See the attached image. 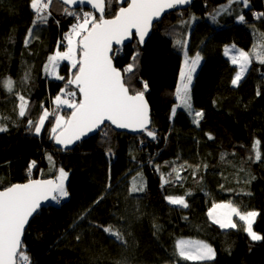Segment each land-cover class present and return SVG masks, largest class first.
<instances>
[{
    "label": "trees",
    "instance_id": "trees-1",
    "mask_svg": "<svg viewBox=\"0 0 264 264\" xmlns=\"http://www.w3.org/2000/svg\"><path fill=\"white\" fill-rule=\"evenodd\" d=\"M224 1L194 0L189 8L173 10L156 22L145 44L134 39L113 49L114 66L130 92L144 91V83L148 85V128L156 139L144 131L133 135L107 124L64 150L56 147L51 129L56 112L67 117L72 110L58 107L54 98L62 88L78 92L67 84L76 69L67 61L58 62L55 69L46 70L45 65L65 47L64 33L77 18L65 14L61 0H52L39 14L31 0H0V125L8 129L0 132V189L31 179H54L61 168L69 173V196L62 203L51 199L24 231L21 251L30 264H264V240L252 241L242 224L221 228L208 215L212 202L231 201L240 211L257 212L253 229L264 235V64L252 57L246 74L233 86L236 66L223 54L230 42L250 50L254 30L264 36V15H259L264 0H249L243 22L230 17L213 24ZM118 7L116 0L106 3L105 16H113ZM70 10L81 16V9ZM188 32L189 57L199 53L202 58L191 86V114L177 92ZM129 64L134 65V75L124 71ZM7 78L14 82L12 93L2 86ZM19 95L27 102L23 117ZM44 109L49 117L37 135L28 121H38ZM195 111L203 112L198 125ZM255 141L260 143L254 149ZM140 186L143 191H132ZM166 196L184 197L188 207L169 204ZM106 226L119 231L123 241L105 233ZM184 237L209 244L214 260L181 259L175 245Z\"/></svg>",
    "mask_w": 264,
    "mask_h": 264
},
{
    "label": "snow or ice",
    "instance_id": "snow-or-ice-1",
    "mask_svg": "<svg viewBox=\"0 0 264 264\" xmlns=\"http://www.w3.org/2000/svg\"><path fill=\"white\" fill-rule=\"evenodd\" d=\"M51 2L52 0H49V3L31 0L30 6L39 14L48 9ZM62 2L69 6L90 4L92 9L100 13V16L97 20L93 12L85 11L82 22H80L81 17L77 13L67 7L64 9L65 14L75 16L78 22L72 26L70 33L65 34L68 45L66 51L57 50L54 55H50L48 57L50 63L45 65V69L48 70L49 67L55 69L58 61H69L71 69H76V71L73 73V78L67 80V84L74 85L78 92L62 88L60 94L54 98V103L58 107L66 105L72 110L70 116H56V122L51 129L55 142L66 149L67 146L72 145L75 141H80L89 133L99 131L102 126H105V122H110L111 125H115L119 129L144 131L148 137L156 139V132L148 128L150 124L149 104L145 99L147 83H144V91L130 94V87L126 86L121 71L113 66V59L109 53L114 44L120 45L129 36L132 29H135L140 42L143 43L149 25L154 18L160 17L165 8L171 9L177 5H186L190 0H131L126 8L120 7L112 19L104 18L105 5L111 3V0H62ZM233 2L242 4L245 8L249 4V0H229V5ZM259 15H264V13ZM47 18V16L42 17L44 22L47 21ZM238 20L245 21V16L239 15ZM36 23L34 21L33 26L29 28V36L34 31ZM73 36L79 37L75 45ZM27 43L28 37L25 39V44ZM179 43L181 41H177V44ZM225 55H228L227 49ZM133 59L135 60L136 57L134 56ZM258 60L264 64V55H259ZM200 61L201 56L197 53L188 63L187 70H182L183 84L177 90L178 99L183 100V107L190 114L193 112V106L189 86L192 83V74ZM231 62L240 66V70L231 81L233 86H238L250 62L249 54L240 50L231 57ZM124 71L134 75V65L129 64ZM56 78L64 79L59 75ZM2 86L12 93L14 82L8 78L3 81ZM257 95H260L259 91ZM65 96L67 98H62ZM77 97H79L78 100ZM18 99L22 101L19 105V116L23 117L27 109V102L22 95H19ZM175 111L176 109L173 108V114ZM194 115L196 117L194 123L198 125L203 112L195 111ZM48 117L49 112L44 109L38 121H28L30 127L34 125L35 134L41 133ZM7 130V127L0 125V132ZM102 134L107 138V132ZM209 139H212L210 135ZM259 143V141H255L253 148L255 149ZM108 154L111 155V148L108 149ZM255 158L261 159L259 151ZM34 163L32 162L29 167L31 168ZM173 171L177 170L173 169ZM68 175L69 173L61 168L55 182L52 180H29L27 183L13 184L0 191V264H18L19 261H26L30 264V258L20 250L22 233L29 218L40 207L41 200H47L51 196L52 200L59 203L60 199L69 196L65 186ZM179 178L177 171V179ZM132 191H143V186L133 188ZM165 199L169 204L188 207L184 197L166 196ZM99 202L100 200H97L94 204L98 205ZM217 209L223 210L222 214L214 219V222L218 223L221 228L236 227L231 219L234 214L246 222L245 231L252 241L264 240V235L257 234L252 228L253 220L257 216L256 211L241 214L239 209L231 203H220L213 204L208 215L214 217ZM81 219L84 217L82 216ZM97 226L99 227V225ZM103 231L110 233L116 240L123 241L121 233L114 231L111 226L103 227ZM175 248L177 255L183 260L210 261L214 260L216 256L214 249L204 242L181 240L177 241Z\"/></svg>",
    "mask_w": 264,
    "mask_h": 264
},
{
    "label": "rangeland",
    "instance_id": "rangeland-1",
    "mask_svg": "<svg viewBox=\"0 0 264 264\" xmlns=\"http://www.w3.org/2000/svg\"><path fill=\"white\" fill-rule=\"evenodd\" d=\"M41 3H45L44 0H41ZM248 7H249V4H248ZM248 7L245 8L242 4H239V3H236V2H233L231 5H229V0H226V1L222 2V4L219 5L218 11L216 12V14H214L215 19L213 20L212 23L213 24H217V23H220V22H222V21H224V20H226V19H228L230 17H237L238 18L239 15L243 14L244 10H246ZM87 11H90V10H87ZM196 18H198V17H196ZM196 18H192V22L190 24L191 26L194 25V22L196 21ZM73 25H71L69 27V29L64 33V37H65L64 38L65 39V47L63 49H59V51H61V52L66 51V49H67V46L68 45H67V38H66V35L65 34L71 32V28H72ZM188 35H189V32L187 33V36H186V38L184 40V44H183V47L184 48L181 49V53H182V65H181V70H180L178 88H181L182 87V84H183V80H182V77H181L182 70L186 71L187 70V67H188V63H190L191 59L194 58V57L193 58H190L189 55H188V46H189L188 45V40H189V36ZM28 39H29V36H28ZM78 40H79V37L73 36L74 45L76 44V42ZM226 49L228 50V55L227 56L225 55ZM240 50H242V51H244V52H246V53L249 54V61H251V58L252 57L255 58L257 61H259L258 60V56L259 55H264V36H263V31H261V30H254V41H253V44H252V47H251L250 50H245V49L239 47L235 42H230V43H228V44H226L224 46V48H223V54L231 62V57L233 55H236L237 52L240 51ZM63 61H67V60H63ZM58 62H60V61H58ZM67 62L70 64L69 61H67ZM201 62H202V58H201V61L196 65L195 72H193V74H192V82H193V78H194L195 74L197 73V71H198V69H199V67L201 65ZM249 64H250V62H249ZM249 64H248L247 70L249 68ZM234 65L236 66V72H235V74H236L240 70V66H239V64H234ZM70 66H71V64H70ZM247 70L245 71L244 75L246 74ZM235 74H234V76H235ZM191 86H192V83L189 86V89H190V97H191ZM180 103L183 105V100L180 99ZM57 115L64 116L60 112H56V116ZM59 170L60 169H57L56 170L55 178H54L55 181L57 180V177L59 175ZM66 183H67V180L65 181V186H66ZM220 203H231L234 207L237 208V206L234 205L231 201H214V202L211 203V205L209 207V210L212 209L213 204H220ZM209 210H208V213H209ZM250 211H254V210H250ZM222 212H223V210L217 209L216 210V215L214 217H210V219L214 222V219L217 218L218 216H220V214H222ZM240 212H241V214H245V213H247L249 211H245V212L240 211ZM231 219H232V222L236 225V227L239 224H242L244 226V228L247 227L246 222L240 220L239 219V216H236V215L233 214L232 217H231ZM254 220H255V218H254ZM254 220H253V223H254ZM253 223H252V228H253ZM216 224H218V223H216ZM224 229H227V228H224ZM253 231H254V229H253ZM181 240L182 241H192V242H204L202 240H197V239H193V238H186V237L178 239V241H181ZM193 261H195V260H193Z\"/></svg>",
    "mask_w": 264,
    "mask_h": 264
},
{
    "label": "water",
    "instance_id": "water-1",
    "mask_svg": "<svg viewBox=\"0 0 264 264\" xmlns=\"http://www.w3.org/2000/svg\"><path fill=\"white\" fill-rule=\"evenodd\" d=\"M62 1V0H61ZM193 1L194 0H190V2L188 3V4H186V5H177V6H175L174 8H171V9H168V8H165L164 9V11L160 14V17H158V18H154L153 19V21L150 23V25H149V28H148V32H147V34L145 35V38H144V41H143V43H141L140 42V40H139V36L136 34V32H135V29H132L131 31H130V34H129V36L128 37H126L123 41H122V43L120 44V45H113V49H115V48H120V47H124L125 45H127V44H130L134 39L140 44V45H143V44H145V42H146V40L148 39V37L151 35V33H152V29H153V25L156 23V22H159L166 14H168V13H170L171 11H173V10H176V11H179V10H185V9H187V8H189L191 5H192V3H193ZM116 2H117V4H118V9L116 10V12H118L119 11V9H120V7H127L128 6V3H131V0H116ZM69 9H79V8H83V9H86V10H90V11H92L97 17H98V19H99V16H100V13L97 11V10H94V9H92V7H91V5L90 4H87V3H83V4H77V5H71V6H69V5H66ZM105 12H106V5H105ZM105 12H104V18L105 19H112V18H114V16H115V14H116V12H115V14L113 15V16H111V17H106L105 16ZM113 49H112V51L109 53V55L112 57V55H113ZM113 59V58H112ZM113 66H114V61H113ZM115 67V66H114ZM119 70V69H118ZM123 76V75H122ZM77 91H78V89H77ZM130 94H135V93H131L130 92ZM145 99H146V97H145ZM146 101H147V99H146ZM148 102V101H147ZM149 104V103H148ZM151 108H150V105H149V116H150V124L148 125V127H150V125H151ZM71 115V112L69 113V115L68 116H70ZM111 125V123L110 122H105V125ZM116 131H120V132H125V133H128V134H133V135H135V134H138V133H140V132H142V131H140V130H132V129H119V128H116V126L115 125H111ZM104 126H102L101 127V129L103 128ZM100 129V130H101ZM99 130V131H100ZM99 131H96V132H94V133H89L88 135H86L85 137H82L81 138V140L80 141H75L72 145H69V146H67V148L65 149L63 146H61V145H58L56 142H55V139H54V142H55V145H56V147L57 148H59V149H64V150H71V149H73V148H75L76 147V145L77 144H79L81 141H83V140H85V139H88L89 137H91V136H94V135H96ZM31 180H44V181H46V180H52L53 182H55V180L52 178V177H48V178H38V179H31ZM29 180H27V181H25V182H21V183H14V184H24V183H27ZM13 185V184H12ZM12 185H10V186H12ZM10 186H8V187H10ZM7 188V187H6ZM5 188H3V189H0V191H3ZM52 198H51V196H49V198L47 199V200H41V202H40V207L37 209V211L29 218V222H30V220L32 219V217L40 210V209H42L50 200H51ZM29 222H28V224H29ZM28 224L25 226V230H26V228H27V226H28ZM24 230V231H25ZM24 231H23V233H22V236H21V241H22V239H23V234H24ZM21 246H22V243H21ZM21 246H20V250H21Z\"/></svg>",
    "mask_w": 264,
    "mask_h": 264
},
{
    "label": "built area",
    "instance_id": "built-area-1",
    "mask_svg": "<svg viewBox=\"0 0 264 264\" xmlns=\"http://www.w3.org/2000/svg\"><path fill=\"white\" fill-rule=\"evenodd\" d=\"M83 12H85V11H82L81 12V16H80L81 17V20H82ZM62 201H63V199H60V203H62Z\"/></svg>",
    "mask_w": 264,
    "mask_h": 264
}]
</instances>
